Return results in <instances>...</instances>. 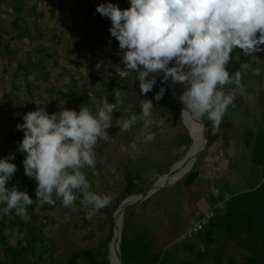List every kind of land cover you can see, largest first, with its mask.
<instances>
[{"label": "trees", "instance_id": "trees-1", "mask_svg": "<svg viewBox=\"0 0 264 264\" xmlns=\"http://www.w3.org/2000/svg\"><path fill=\"white\" fill-rule=\"evenodd\" d=\"M30 1L32 0H0V5L4 7V10L0 11V16L10 17L8 26L0 20V59L6 60V69L12 65L15 68L8 98L15 91L21 92L24 97L20 99L21 105L16 107L0 103V158H5L9 154L15 156V159L9 162L15 164L17 170L12 179L6 183V188L16 187L17 190L26 192L33 199V204L27 209L30 220L22 219L14 211L8 215H0V248L3 254L0 264H54L56 262L54 258L56 243L48 236L46 229L53 223L52 217L46 214L50 206L47 204L43 207L39 206L35 195L36 182L24 174L23 160L26 153L18 151L23 132L16 128L17 124L23 123L22 117L26 113L42 107L43 104L46 107L50 106L46 93L54 97V103L65 101L70 110L78 112L81 105H87L94 110L95 102L103 97L109 103H115L114 93L119 90L124 95L117 111L113 113V126L108 132L111 140L120 144L122 139V144L125 146H129L134 137L129 132H119L117 119L136 114L139 121L141 101L151 100L154 108L153 118H163L170 114L175 116L179 123L174 148H181L185 153L191 144L188 130L181 122L178 106L169 95V82L161 83L162 76H158L157 84L152 91L141 95L136 74H131L127 78H121L118 75L120 68H123L121 62L123 53L119 49L118 41L109 32L110 20L102 17L95 9L99 4L112 3L124 10L129 7L128 0L80 1L87 5L84 16L88 23L82 29H79L77 25L72 26L67 32L70 30L71 36L78 42V47L87 52V63L100 47H109L112 51L108 54V61L105 62L107 67L102 76L97 77L96 73L100 69H95L92 62L90 71L96 75L97 82L91 83L89 87L82 84L81 80L75 78L69 70L66 72L64 67L61 68L54 57L56 52L51 51L52 48L48 45L49 38L52 36L51 39L59 42L61 38L57 37L51 29H42L37 25L38 19L42 16L36 11L38 3L47 2L52 18L60 17V10L66 1L75 3V8L81 4L77 0H33V5L28 7ZM247 61L245 54L236 49L231 54L227 70L230 74H234ZM54 67L61 68V74L66 73L69 77L65 90L57 88L50 81L52 78L50 68ZM18 74L22 77L19 83L16 82ZM161 87L165 89V93L160 101H156L154 96ZM37 102L41 105H36ZM202 122L207 130L206 150L218 141L223 146H227L230 124L221 122L218 130L214 131L212 122L207 118ZM243 135L251 164L261 170V183L255 189L227 196L219 193L213 204H216L214 206L220 204V206L216 207L214 217L208 225L190 241L182 245H174V252L156 251L154 236L147 229L132 228L129 219L131 212L126 210L123 214L119 246L122 264H201L207 260L214 264L218 262L264 264V128L256 132L246 131ZM196 168L194 164L191 172L181 180V185L190 187L199 180L200 173ZM150 170L161 176L168 173L170 169L169 167L158 169L152 166ZM84 171L92 185L91 190L97 192L94 184L95 172L90 168ZM141 176L142 172L136 173L130 161L125 164L121 174L122 189L115 190V185L109 186V190L105 193H114L113 204L100 210L105 215L101 219L100 227L108 228L107 236L99 242L96 249L71 252L63 264H78L81 259H84L87 264H109L111 216L124 199L144 193L152 186L140 187L138 181ZM82 200V194L77 192V199L73 205L78 216L76 226L88 230L92 225V216L89 218L88 207L82 203ZM3 207L6 205L0 204V208ZM10 238L14 239V245L10 244ZM230 251L231 253H228ZM179 252L184 253L183 258L178 257Z\"/></svg>", "mask_w": 264, "mask_h": 264}, {"label": "clouds", "instance_id": "clouds-1", "mask_svg": "<svg viewBox=\"0 0 264 264\" xmlns=\"http://www.w3.org/2000/svg\"><path fill=\"white\" fill-rule=\"evenodd\" d=\"M128 3L124 10L112 3L99 4L95 9L110 20L109 32L123 53L119 77L136 74L141 95L152 91L158 76H162L161 83L181 84L184 88L179 97L184 106L181 121L203 129L201 122L207 118L213 130H218L237 94L244 92L241 73L230 74L227 70L232 52L239 49L254 56L264 45V0H128ZM254 71L260 74L259 68ZM231 85L235 87L229 88ZM164 93L161 87L154 99L160 101ZM123 95L117 90L115 103H109L105 97L97 100L94 110L81 105L78 112L62 109L49 114L38 107L22 117L23 123L16 125L23 132L18 151L26 153L24 174L36 182L39 206H55L59 201L64 208H70L79 192L90 218L112 202V193L91 190L84 170L96 167L98 142H111L108 130L113 126V113ZM153 110L151 100L141 101L142 128L129 145L133 159L140 151L138 144L154 140L153 127L165 124L163 119L153 118ZM137 121L136 114L117 119L119 132H129ZM14 159L12 154L0 158V204L6 205L0 208V215L14 211L22 219L30 220L27 209L33 199L16 187L6 188L17 170L9 162Z\"/></svg>", "mask_w": 264, "mask_h": 264}, {"label": "rangeland", "instance_id": "rangeland-1", "mask_svg": "<svg viewBox=\"0 0 264 264\" xmlns=\"http://www.w3.org/2000/svg\"><path fill=\"white\" fill-rule=\"evenodd\" d=\"M77 1L81 5L76 8L75 3L66 1L60 10V17L54 18L50 16L47 2L38 3L36 11L42 16L38 19L37 25L42 29H51L57 37L61 38L60 42L51 39L52 36L49 38L48 45L52 48L51 51L56 52L54 57L61 68L64 67L66 72L69 70L75 78L81 80L82 84L89 87L91 83L97 82V77L104 74V69L107 67L105 62L108 61V54L112 51L109 47H100L87 63V52L78 47V42L71 36L70 30L67 32L72 26L77 25L79 29H82L88 23L84 16L87 5L80 2L81 0ZM32 3H34L33 0L30 1L28 7H31ZM2 10L4 7L0 5V11ZM0 20L8 26L10 17L2 15ZM261 49V51L254 53V56L245 55L248 61L243 63L238 70L241 73L244 92L237 94L234 106H230L221 121L231 126L227 133V146H223L218 141L197 157L194 164L197 166L198 172L200 171L199 180L194 185L185 187L180 184L182 177L174 185L161 189L147 200L126 209L131 212L129 219L132 228L147 229L154 236L156 251L174 252L175 247L172 244L175 237L190 227L191 222L197 218L199 211L204 208L206 203H209L210 207H214L216 204L213 203L219 193L227 196L228 194L255 189L261 183V170L251 164L249 150L244 144L243 135L246 131L256 132L258 129L264 128V46H261ZM92 62L95 69H100L96 73L97 77L90 71ZM5 64L6 60L0 59V103H7L8 106L16 107L21 105L20 99H24V97L21 92L15 91L8 98L15 68L12 65L6 69ZM243 65H249V67L244 68ZM61 68H50L52 74L50 81L57 88L65 90L64 87L69 82V77L66 73L65 75L61 74ZM256 68L260 70L259 75L254 71ZM21 79V75L18 74L16 82L19 83ZM228 87L234 88L235 86ZM45 96L50 106L46 107L43 104L42 107L49 114L57 113L62 109L70 110L65 101L54 103L53 96L47 93ZM154 119L157 121L163 119L165 124L163 127H153L152 131L155 133V138L152 142L138 144L140 151L135 154V159L129 155L130 148L122 144V139L120 144L113 140L111 142H98L97 164L94 169L90 168L95 172L94 184L97 193L104 194L112 185H115V190L122 189L121 174L128 161L131 162L136 173L142 172L138 185L147 187L165 175L158 176L155 171L150 170L152 166L158 169L164 167L170 169L184 157L188 150L184 153L183 149L174 148L177 129H179L176 117L168 114L163 118ZM140 120L129 131V134L134 138L138 136L142 128L143 121ZM218 154L223 155L228 166L224 171L214 174L212 180H208L206 176L213 168L215 156ZM192 168L193 166L187 173L191 172ZM111 193L114 195L113 192ZM110 204H113V200ZM46 214L53 219V223L49 224L46 229L48 236L53 238L56 243L54 253L56 262L54 264H63L73 251L96 249L99 242L107 236L108 228L102 229L100 227L101 219L105 217L101 211L92 215V225L88 230L76 226L78 216L74 206L64 208L58 201L55 206H50ZM10 244H15L13 238H10ZM1 249L0 261L3 260ZM178 257L183 258L184 253L179 252ZM78 264H87V262L81 259ZM201 264L214 263L207 260ZM216 264L226 263L218 262Z\"/></svg>", "mask_w": 264, "mask_h": 264}, {"label": "water", "instance_id": "water-1", "mask_svg": "<svg viewBox=\"0 0 264 264\" xmlns=\"http://www.w3.org/2000/svg\"><path fill=\"white\" fill-rule=\"evenodd\" d=\"M183 86L181 84H172L171 81H170V84L168 86V91H169V95L171 96V98L173 99V101L176 103V105L178 106V109L180 111V117H181V111L183 109V105L182 103L180 102V100L178 98H176L174 96V91L176 90H180L182 89ZM203 124V129H202V134H203V141H202V144H201V148L196 151L192 157H191V161H193V164L195 163L197 157H199L201 155V153L206 149L207 147V130H206V126L204 124V122H201ZM182 124L183 126L185 127L186 130L187 127L186 125L183 123L182 121ZM188 132V135L191 139V144H190V147L188 148V151L190 150L191 146H192V137L190 135V132L189 130L187 131ZM188 151L186 152V154L188 153ZM185 154V155H186ZM192 164V166H193ZM174 166V165H173ZM173 166L170 168V170L168 171V173H166L165 175H163L164 177H166V179H171L174 175V168ZM185 176V175H184ZM183 176V177H184ZM158 181L154 182L152 184V186L147 190L145 191L144 193H141V194H137V195H133V196H130V197H127L126 199H124L117 207V209L115 210V212L112 214L111 216V220H112V233H111V240L109 242V245H108V258H109V264H112V261H111V257H110V250L112 249L115 255V258H116V262L117 264H122L121 262V256H120V239H121V230H122V226L121 228H118L117 225H116V219L117 218H121L122 221H123V214L125 212L126 209L138 204V203H141L145 200H147L149 197L152 196V194H154L155 192L161 190V189H164L168 186H171V185H174V184H171L169 180H166V182L162 185H159L157 184Z\"/></svg>", "mask_w": 264, "mask_h": 264}, {"label": "bare ground", "instance_id": "bare-ground-1", "mask_svg": "<svg viewBox=\"0 0 264 264\" xmlns=\"http://www.w3.org/2000/svg\"><path fill=\"white\" fill-rule=\"evenodd\" d=\"M184 88L178 89L174 91V96L179 99L180 95L183 93ZM187 129L190 132V135L192 137V146L188 153L184 155V157L176 164H174V175L171 179H166V177L162 176L157 181V184L162 185L166 182V180H169L171 184L176 183L179 179H181L192 167L193 161H191L192 155L198 151L201 148V144L203 141V134L202 129L199 125H186ZM116 225L118 228H121L122 226V219L117 218L116 219ZM112 249L110 250V257L112 264H117L116 258Z\"/></svg>", "mask_w": 264, "mask_h": 264}, {"label": "built area", "instance_id": "built-area-1", "mask_svg": "<svg viewBox=\"0 0 264 264\" xmlns=\"http://www.w3.org/2000/svg\"><path fill=\"white\" fill-rule=\"evenodd\" d=\"M227 166V161L224 159L223 155H216L213 168L208 172L206 178H208V180H212L214 174L224 171ZM216 207L217 206L208 207L199 211L197 218L191 223L190 227L175 237L172 246L182 245L203 231L210 220L214 217Z\"/></svg>", "mask_w": 264, "mask_h": 264}, {"label": "crops", "instance_id": "crops-1", "mask_svg": "<svg viewBox=\"0 0 264 264\" xmlns=\"http://www.w3.org/2000/svg\"><path fill=\"white\" fill-rule=\"evenodd\" d=\"M204 208H202V210L203 209H205V208H208V207H210V205L208 204V203H206V205L205 206H203ZM192 223V222H191Z\"/></svg>", "mask_w": 264, "mask_h": 264}]
</instances>
